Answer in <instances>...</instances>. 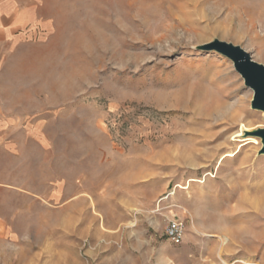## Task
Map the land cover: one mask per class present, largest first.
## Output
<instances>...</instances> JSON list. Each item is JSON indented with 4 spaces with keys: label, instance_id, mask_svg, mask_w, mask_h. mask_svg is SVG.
<instances>
[{
    "label": "rangeland",
    "instance_id": "374dc122",
    "mask_svg": "<svg viewBox=\"0 0 264 264\" xmlns=\"http://www.w3.org/2000/svg\"><path fill=\"white\" fill-rule=\"evenodd\" d=\"M38 2L0 54V264H264V112L207 47L264 65V0Z\"/></svg>",
    "mask_w": 264,
    "mask_h": 264
},
{
    "label": "crops",
    "instance_id": "0c3cea01",
    "mask_svg": "<svg viewBox=\"0 0 264 264\" xmlns=\"http://www.w3.org/2000/svg\"><path fill=\"white\" fill-rule=\"evenodd\" d=\"M38 3V0H0V54L35 31L39 23L43 26L44 16ZM2 226L0 216V229Z\"/></svg>",
    "mask_w": 264,
    "mask_h": 264
},
{
    "label": "water",
    "instance_id": "95a60500",
    "mask_svg": "<svg viewBox=\"0 0 264 264\" xmlns=\"http://www.w3.org/2000/svg\"><path fill=\"white\" fill-rule=\"evenodd\" d=\"M207 47L232 61L234 69L243 78L244 85L253 91L251 108L264 112V65L253 60L242 47L230 42L215 39ZM254 133L261 137L264 150V128L258 129Z\"/></svg>",
    "mask_w": 264,
    "mask_h": 264
},
{
    "label": "built area",
    "instance_id": "2783aa9c",
    "mask_svg": "<svg viewBox=\"0 0 264 264\" xmlns=\"http://www.w3.org/2000/svg\"><path fill=\"white\" fill-rule=\"evenodd\" d=\"M164 234L174 244L181 243L185 234L184 222L175 218L169 219L165 226Z\"/></svg>",
    "mask_w": 264,
    "mask_h": 264
},
{
    "label": "bare ground",
    "instance_id": "6f19581e",
    "mask_svg": "<svg viewBox=\"0 0 264 264\" xmlns=\"http://www.w3.org/2000/svg\"><path fill=\"white\" fill-rule=\"evenodd\" d=\"M262 55L264 56V54H262ZM247 139L249 140V139H251V137L248 136ZM229 155H232V153H230ZM230 234H231V233H230ZM211 235H212V234H211ZM209 236H210V235H209ZM214 236H215V235H214ZM229 236H231V235H229ZM221 240H222V239H221ZM221 240H220V241H221ZM229 240H230V239H229ZM226 241H227V240H226ZM224 242H225V239L222 240V246H223ZM227 243H228V242H227ZM226 245H227V244H226ZM224 246H225V245H224ZM219 248H220V247H219ZM221 250H222V249H221ZM218 251H219V250H218ZM218 253H219V252H218Z\"/></svg>",
    "mask_w": 264,
    "mask_h": 264
}]
</instances>
